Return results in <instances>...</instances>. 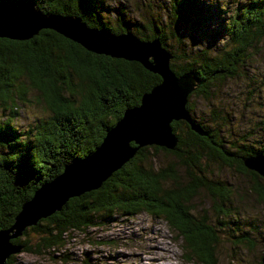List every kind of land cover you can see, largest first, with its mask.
Returning <instances> with one entry per match:
<instances>
[{"label":"trees","instance_id":"obj_1","mask_svg":"<svg viewBox=\"0 0 264 264\" xmlns=\"http://www.w3.org/2000/svg\"><path fill=\"white\" fill-rule=\"evenodd\" d=\"M22 1L34 3L43 15L78 17L88 27L114 34L131 32L142 41L158 39L171 54V70L177 76L190 72L195 77L186 107L205 134L194 131L187 121H173L177 137L174 149L154 144L139 147L99 188L70 197L60 210L26 227L11 241L24 252L52 253L64 249L66 238L74 231L85 233L90 227L106 224L114 215L128 218L146 212L164 219L175 231L186 262L219 264L221 230L240 218L233 205L232 187L206 175L205 168L219 163L249 177L246 194L264 207V176L244 163L249 156L264 155V116L250 135L227 141L222 134L224 118L214 116L211 124L197 120L189 101L192 96L209 100L214 88L239 77L245 62L260 52L257 47L264 46V0L236 1L231 8L224 4L218 8L220 15L227 17L211 34V40L225 38L216 51L206 46H182L181 30H195L205 23L201 20V0H169L159 23L152 19L135 24L124 11L113 15L106 0L0 3ZM171 41L177 45L173 47ZM161 81L138 61L95 53L53 29L42 28L25 40L0 37V230L14 223L22 204L43 184L60 175L65 166L92 153L124 110L139 105L142 94ZM33 94L51 116L23 130L17 123L19 105L30 102ZM131 145L136 146L134 142ZM158 153L170 155L173 161L165 165L156 162ZM183 171L185 177L181 176ZM203 190L214 203L208 210L193 205ZM211 210L216 216L213 221L208 217ZM218 213L226 214L230 221L225 222ZM244 230L237 233L236 229L233 235L250 247L253 240ZM15 256L5 264H16Z\"/></svg>","mask_w":264,"mask_h":264},{"label":"rangeland","instance_id":"obj_2","mask_svg":"<svg viewBox=\"0 0 264 264\" xmlns=\"http://www.w3.org/2000/svg\"><path fill=\"white\" fill-rule=\"evenodd\" d=\"M113 15L124 11L134 24L137 21L155 19L161 21L169 0H106ZM236 1L245 0H201L203 8L202 24L197 28L181 30L184 44L191 49L206 46L212 50L219 49L225 38L211 40V34L224 23L227 14L220 15L222 4L230 8ZM206 5L209 7L207 8ZM222 16V17H221ZM134 31V30H133ZM223 35V34H222ZM193 37L196 39L194 40ZM193 39V40H192ZM172 42V41H171ZM173 47L177 44L172 42ZM252 59L245 62L242 73L237 78L227 79L218 88H214L209 100L192 96L190 103L193 115L197 120L209 122L214 116L223 117L222 134L227 141H233L250 135L254 124L264 116V46H258ZM30 102L20 104L19 125L23 130L33 127L43 119L51 116L46 105L36 95L29 97ZM1 117V112H0ZM224 143L227 144L226 141ZM156 162L165 165L173 161L165 153H158ZM206 175L228 183L234 190L233 205L240 218L238 222H230L228 228L221 230L220 242L217 245L219 264H264V244L260 237L264 236V207L246 194L250 186V178L238 173L233 167L213 163L206 168ZM181 172V171H180ZM181 176H186L184 171ZM211 198L206 191H200L193 201L196 208L210 209ZM212 208V207H211ZM225 222L230 221L224 213H218ZM209 220L216 219L211 210ZM252 228L256 230L251 232ZM244 232L252 239V246L242 245L233 233ZM166 221L152 217L146 212L133 217L114 215L102 226L90 227L87 232L74 231L66 238L65 248L52 253H29L21 249L14 253L16 264H193L183 258L180 241L175 239ZM107 241L105 244L95 242ZM89 254V255H88ZM10 257V256H9ZM8 257V258H9ZM7 258V259H8ZM6 259V260H7Z\"/></svg>","mask_w":264,"mask_h":264},{"label":"water","instance_id":"obj_3","mask_svg":"<svg viewBox=\"0 0 264 264\" xmlns=\"http://www.w3.org/2000/svg\"><path fill=\"white\" fill-rule=\"evenodd\" d=\"M42 28L53 29L95 53L138 61L158 74L162 81L142 94L139 105L124 110L92 153L65 166L60 175L43 184L22 204L14 223L0 230V264H5L9 256L21 249L12 238L21 236L26 227L60 210L70 197L99 188L139 147L154 144L174 149L177 137L171 125L173 121H187L194 131L205 134L192 121L186 107L188 95L195 87V77L190 72L177 76L171 70V54L161 47L158 39L142 41L131 32L114 34L88 27L78 17L43 15L32 2L0 3V37L25 40ZM244 163L248 169L264 176L263 154L249 156ZM261 241L264 244V237Z\"/></svg>","mask_w":264,"mask_h":264},{"label":"bare ground","instance_id":"obj_4","mask_svg":"<svg viewBox=\"0 0 264 264\" xmlns=\"http://www.w3.org/2000/svg\"><path fill=\"white\" fill-rule=\"evenodd\" d=\"M182 120V119H181ZM178 121H180V120H178Z\"/></svg>","mask_w":264,"mask_h":264}]
</instances>
